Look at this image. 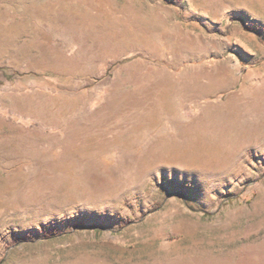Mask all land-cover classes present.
Masks as SVG:
<instances>
[{
	"label": "rangeland",
	"instance_id": "rangeland-1",
	"mask_svg": "<svg viewBox=\"0 0 264 264\" xmlns=\"http://www.w3.org/2000/svg\"><path fill=\"white\" fill-rule=\"evenodd\" d=\"M0 264H264V0H0Z\"/></svg>",
	"mask_w": 264,
	"mask_h": 264
},
{
	"label": "bare ground",
	"instance_id": "bare-ground-1",
	"mask_svg": "<svg viewBox=\"0 0 264 264\" xmlns=\"http://www.w3.org/2000/svg\"><path fill=\"white\" fill-rule=\"evenodd\" d=\"M237 77V76H236ZM212 81H211V85H209L208 87H200V85L198 86V88H196V96L201 97V96H205L208 95L213 89L212 86ZM206 85V84H205ZM241 106V104H240ZM236 108V106H235ZM239 108V107H238ZM116 108L112 105H109V103H106L102 108H100L99 110H97L94 114H92L89 119H83V120H76L75 122H73L71 124V126L66 129L63 140L65 142V146L62 145V147L65 150H69V149H90L93 145L90 143V138L96 134V136L98 135V133L100 135H103V131H106L105 133H113L112 127L106 128L105 126L99 125V123H94L95 121L92 119L97 117V116H101L104 113H109V114H113L114 110ZM107 111V112H106ZM231 111V110H229ZM228 111V112H229ZM177 112V111H176ZM176 112H173L172 114H169V117H171L173 119V121L176 124L177 127V131H179V133L181 132L182 127L184 126L185 128H187V124H185V121H183L181 119V117L179 116V114H177ZM204 114V112H203ZM226 114V113H225ZM116 115V114H115ZM165 115V114H164ZM232 115V116H231ZM160 116V115H159ZM166 116V115H165ZM168 116V115H167ZM231 116V118H235V119H239L242 120V117H244V113L242 111V109H233L230 114L229 117ZM106 117V116H105ZM204 117V116H203ZM213 118V117H211ZM143 119V118H142ZM206 119V118H205ZM229 119V118H228ZM231 120V119H230ZM103 121V120H102ZM235 121V120H234ZM144 122V121H143ZM233 122V121H232ZM242 122V121H241ZM107 123V122H106ZM160 124V123H159ZM122 125V124H121ZM207 125V124H206ZM143 126V124H142ZM182 126V127H181ZM194 126V125H193ZM225 126V125H224ZM192 127V126H191ZM210 127V126H209ZM137 128V127H136ZM135 128V129H136ZM230 128V127H228ZM134 129V128H133ZM205 129H209V128H205ZM98 132V133H97ZM126 129H120L117 134L115 135L116 137L121 136L122 134L126 133ZM189 132V131H188ZM131 134V133H130ZM129 134V136H130ZM183 134V133H182ZM135 135V134H134ZM128 136V137H129ZM115 137V138H116ZM170 137V136H169ZM127 138V137H126ZM141 138V137H140ZM144 138V137H143ZM186 138V137H185ZM120 139V138H119ZM167 139V138H166ZM184 139V138H183ZM124 140V139H123ZM130 140V139H129ZM128 141V140H125ZM145 141V140H144ZM111 142V141H110ZM114 142V140H113ZM121 142V140H120ZM128 143V142H127ZM185 143V142H184ZM130 144V143H129ZM183 144V143H182ZM119 145V144H118ZM5 147V146H4ZM108 147V146H107ZM116 147V146H115ZM117 148V147H116ZM119 148H121V146H119ZM142 148V147H141ZM107 149V148H106ZM113 149V148H112ZM133 149V148H132ZM108 151V150H107ZM134 151V150H133ZM68 153V152H67ZM119 153V152H118ZM131 151H123L121 154L122 158H126L128 156L131 155ZM66 154V153H65ZM72 154V153H71ZM89 154V153H88ZM135 156H141L143 155L142 152L140 150L138 151H134L132 153ZM119 155V154H118ZM148 156V155H147ZM76 157V156H75ZM132 157V156H131ZM77 158V157H76ZM147 158V157H146ZM91 159V158H90ZM120 159V158H119ZM131 159V158H130ZM125 160V159H124ZM82 161V160H81ZM96 162V161H95ZM136 162V161H135ZM93 164V163H92ZM129 164V163H128Z\"/></svg>",
	"mask_w": 264,
	"mask_h": 264
},
{
	"label": "trees",
	"instance_id": "trees-1",
	"mask_svg": "<svg viewBox=\"0 0 264 264\" xmlns=\"http://www.w3.org/2000/svg\"><path fill=\"white\" fill-rule=\"evenodd\" d=\"M259 27L255 28V31H259ZM41 231L44 232L46 237H52L54 235V231L50 226H44L41 228Z\"/></svg>",
	"mask_w": 264,
	"mask_h": 264
}]
</instances>
